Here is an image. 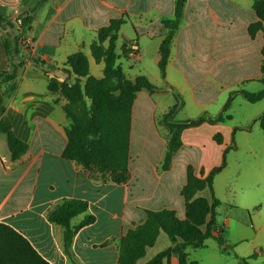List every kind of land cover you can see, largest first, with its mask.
I'll use <instances>...</instances> for the list:
<instances>
[{
    "label": "crops",
    "instance_id": "obj_1",
    "mask_svg": "<svg viewBox=\"0 0 264 264\" xmlns=\"http://www.w3.org/2000/svg\"><path fill=\"white\" fill-rule=\"evenodd\" d=\"M39 2L0 0V6L18 7L33 16L27 35L37 41L33 49L19 44L18 52L9 57L3 36L10 30L0 25V74H17V89L6 100V115L13 131L29 144L28 151L13 160L5 135L0 132V222L24 235L50 264H72L63 249V227L50 222L47 212L63 199L85 200L88 209L74 216L71 225H77L87 215H93L95 220L79 228L73 238L72 252L76 264H118L119 240L130 228L146 219L145 209L166 207L184 218L185 200L181 190L187 180L188 166L191 165L197 175L201 170L207 175L222 162L226 148L234 146L233 151H238L240 146L234 141L240 131L251 133L259 125L256 118L264 112V99L251 103L240 93H235L224 111L231 92L240 88L257 92L263 88L260 82L264 60L263 33L258 31L251 37L248 31L249 25L258 20V15L253 0H186L181 25L171 43L165 78L160 70L153 78L148 77L157 90H141L134 101L129 160L131 176L128 181L118 183L110 174L93 172L63 156L67 143L65 130L70 120L63 110L65 99L48 89L50 75L63 78L67 57L82 51L89 60L91 73L101 76L102 63L92 68L90 44L99 28L111 19L125 15L126 21L118 40L122 38V45L125 42L138 45L137 55L128 58V66L138 72L132 79L142 74L147 64L159 68L160 45L168 33L163 20L174 17L176 0ZM34 58L43 60L42 64ZM5 87L6 83L0 84L1 93ZM156 93L158 97H155ZM176 93L183 98L174 115L177 121L220 114L227 119L185 129L183 144L175 153L171 167L163 169L169 131L159 120L178 101ZM237 105L245 109L244 114L240 113L242 121L239 122L234 121ZM140 130L153 138L144 136L143 145L138 147L140 150H132L133 136L140 134ZM216 133L222 135V143L214 139ZM146 141L155 149L147 148ZM153 142L156 144L152 145ZM260 143L249 146L255 160L264 157V142L261 140ZM228 165L227 162L215 179ZM250 166L248 201L234 204L238 212H229L225 222L220 220V201L217 219L221 227L226 223L236 231L238 241L229 240V243L236 245L253 237L251 247L255 250V262L251 263V258L249 262L257 264L258 261L264 262V162H251ZM235 188L228 189L236 193ZM205 191L210 192L205 189L199 194L205 196ZM214 191L217 194L215 180ZM160 241L162 247L156 248ZM175 243L161 232L155 245L147 249L139 263L147 262ZM229 243L221 247L225 248ZM236 257L231 260L222 255L209 256L207 260L209 264H242L240 258L251 255ZM163 264L179 263L176 257H171Z\"/></svg>",
    "mask_w": 264,
    "mask_h": 264
},
{
    "label": "trees",
    "instance_id": "obj_2",
    "mask_svg": "<svg viewBox=\"0 0 264 264\" xmlns=\"http://www.w3.org/2000/svg\"><path fill=\"white\" fill-rule=\"evenodd\" d=\"M47 0H40L43 3ZM186 0H176L175 15L163 20L168 33L160 45V74L166 76V66L170 57L171 43L181 25ZM253 8L258 20L249 25L248 31L254 37L258 31L264 37V0H253ZM14 7L0 6V25L9 27L3 36L6 54L10 57L18 52L20 37L30 29L33 16L25 13L22 31L15 28L10 17ZM126 15L113 18L97 30L95 40L90 44V54L96 63L103 64L102 76L91 73L87 56L76 52L67 57L65 76L50 75L48 89L65 99L63 110L70 123L66 128L67 143L63 156L82 165L84 168L101 175L110 174L118 183L130 179V138L132 128L133 104L137 93L141 90L154 92L157 87L143 74L134 79L127 78L122 65L118 62L120 56L130 57L131 45L125 42L121 53L117 52V40ZM264 56V43L262 47ZM260 82L263 88L250 92L243 88L230 93L224 111L230 106L235 93H240L251 102L264 99V60L261 66ZM0 84L6 83L3 93L0 92V132L5 135V141L13 160L19 159L29 149V144L17 136L6 115V100L16 92V72L0 74ZM177 102L164 114L162 122L169 131L167 150L162 163L163 169H169L175 153L181 148L182 133L189 127L199 126L204 122L211 124L224 122L227 116H200L182 121L174 120L179 107ZM264 134V112L256 118ZM214 139L222 143V135L216 133ZM234 148L228 147L223 152L222 162L214 166L207 175L201 170L197 175L194 168L187 167V180L181 194L185 200V216L181 218L174 209H145L146 219L130 228L118 243V264H163L176 257L179 264H198L188 257L187 248H199L205 245L209 238L216 239L223 245L220 237L222 227L218 223L217 207L220 200L214 191L215 177L227 165V153ZM208 189L211 198L199 193ZM88 209V203L81 199H63L53 205L47 212L50 222L63 227V249L72 264L76 258L72 252L73 238L82 226L95 220L93 215H87L77 225H71V219ZM161 232L168 235L174 245L160 251L145 263L139 259L146 255L147 249L155 245ZM255 255L240 258L242 264H250L249 259ZM0 264H50L30 243V241L12 226L0 222Z\"/></svg>",
    "mask_w": 264,
    "mask_h": 264
},
{
    "label": "rangeland",
    "instance_id": "obj_3",
    "mask_svg": "<svg viewBox=\"0 0 264 264\" xmlns=\"http://www.w3.org/2000/svg\"><path fill=\"white\" fill-rule=\"evenodd\" d=\"M126 30V28H125ZM125 33V31H124ZM121 45H122V38H120L117 42V52L121 53ZM29 53V52H28ZM90 55V53H89ZM30 56V55H29ZM90 58H93L92 56ZM132 58V57H129ZM39 64H42L43 60L41 59H36L34 58ZM93 60V65L92 68H95L98 63ZM119 63L123 65V69L125 71V74L127 78L132 79V77L137 74L135 70L131 69V65L128 66L129 64V59L120 56L119 58ZM95 73H97V70H94ZM142 74L146 75L147 77H152L155 74H159V68L152 66L151 64H147L146 69L142 70ZM62 74V73H60ZM103 74V72H102ZM101 74V76H102ZM63 75V74H62ZM65 76V75H64ZM151 81V79H149ZM159 94L156 93L155 97H158ZM175 98H177V102L181 105L183 98L181 96H177V93L175 94ZM176 102V103H177ZM179 105V106H180ZM235 115H234V121L239 122L242 121V118L240 113L244 114L245 109L243 107H240L239 105L236 106L235 110ZM247 112V111H246ZM164 116V115H163ZM163 116H160L159 123L163 124L162 118ZM179 118V116H178ZM175 119V116H174ZM180 119V118H179ZM176 120V119H175ZM178 120V119H177ZM233 121V122H234ZM264 142V134L261 131L259 125L257 124V127L255 130H252L251 133H244V132H239L236 135L235 139V144H238L240 148L238 151H233L234 148L230 150L231 153L227 155V162H228V168L220 174L216 179H215V184H216V190L217 194L216 196L220 199L221 203V208L219 211L220 215V220L225 222V218L229 215V212H238V209L235 207L234 204L241 203L243 201L246 202L248 201L247 195H248V186L250 185L249 183V176L252 171L251 162H264V157H261L258 160H255L250 151H249V146H255L256 144H261L260 141ZM235 186L236 193L230 191L228 188H232ZM237 186H240L237 188ZM204 195L207 197H211V193L208 191L204 192ZM252 212V210H251ZM249 221V219H248ZM250 223V222H249ZM223 231L220 235L223 244H228L229 240L231 241H238L237 239V234L236 231L233 230V228H230L226 225V223H223L222 225ZM251 234H254V231L251 229ZM232 242L229 243L228 246L225 248H222L221 245L216 239L214 238H209L205 242V245L199 248H192L188 247L187 252L189 253V257L191 259H196L198 260V264H209L207 257L209 256H219L222 255L223 258L228 257L231 258V260L237 258L236 256L240 255H253L254 251L253 248L251 247L253 245V237L246 238V240H243L240 244H231ZM237 246V248H235ZM162 247L161 241L157 244L156 248ZM244 249V250H242ZM246 250V251H245ZM152 252V251H151ZM255 258H251V263H254ZM239 262V261H238ZM257 264H264V262L258 261L256 262Z\"/></svg>",
    "mask_w": 264,
    "mask_h": 264
},
{
    "label": "built area",
    "instance_id": "obj_4",
    "mask_svg": "<svg viewBox=\"0 0 264 264\" xmlns=\"http://www.w3.org/2000/svg\"><path fill=\"white\" fill-rule=\"evenodd\" d=\"M24 16H25V13H23L18 7H15L13 9L11 19H12V22L14 23L15 28H17L19 31L23 30L22 22H23ZM27 33L20 37V44L27 48L33 49L34 47H36L37 41L33 36L27 35ZM130 47H131L130 55L132 57H135L137 55L138 45L132 44Z\"/></svg>",
    "mask_w": 264,
    "mask_h": 264
},
{
    "label": "bare ground",
    "instance_id": "obj_5",
    "mask_svg": "<svg viewBox=\"0 0 264 264\" xmlns=\"http://www.w3.org/2000/svg\"><path fill=\"white\" fill-rule=\"evenodd\" d=\"M136 126H137V125H136ZM138 129H139V128H138ZM135 130H136V129H135ZM136 131L138 132V130H136ZM140 131H141L140 134H139V133H138V134L135 133L134 136H133L134 138L132 137V138H133V139H132V140H133V142H132V144H133V145H132V146H133L132 150H133V149H134V150H135V149L140 150L138 147H139L140 145H143V144H141L142 142L144 143L143 138H144V136H146V135H145V134H142L144 131H142V130H140ZM147 131H148V130H147ZM145 132H146V131H145ZM151 132L153 133V130H152ZM133 133H134V132H133ZM146 133H147V132H146ZM147 134H150V133H147ZM142 135H143V136H142ZM146 137H147V136H146ZM147 138H153V137H152L151 134H150V137L148 136ZM147 138H146V139H147ZM158 138H159V137H158ZM144 140H145V139H144ZM148 140H149V139H148ZM155 140H156V139H155ZM159 140H160V139H159ZM161 141H162V140H161ZM145 143L147 144V145H146V147H147V146L149 145V142L146 141ZM156 143H159V142L156 141ZM156 143L153 142V144H152V143H150V144L155 145ZM160 143H161V145H163L162 142H160ZM156 147H157V145H156ZM140 148H141V146H140ZM147 148L150 149V148H152V147H151V146H150V147L148 146ZM149 149H148V150H149ZM153 149H155V148L153 147L152 150H153ZM158 149H160V148L158 147ZM145 150L147 151V149H145ZM145 150H144V151H145ZM160 150H161V149H160ZM160 150H159V153H160ZM140 152H141V151H140ZM144 154H145V152H144ZM146 156H147V155H146Z\"/></svg>",
    "mask_w": 264,
    "mask_h": 264
}]
</instances>
